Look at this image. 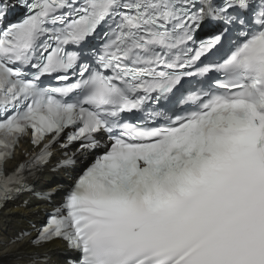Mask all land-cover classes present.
Returning a JSON list of instances; mask_svg holds the SVG:
<instances>
[{"label": "snow or ice", "instance_id": "obj_1", "mask_svg": "<svg viewBox=\"0 0 264 264\" xmlns=\"http://www.w3.org/2000/svg\"><path fill=\"white\" fill-rule=\"evenodd\" d=\"M57 151L22 264H264V0H0V206Z\"/></svg>", "mask_w": 264, "mask_h": 264}, {"label": "bare ground", "instance_id": "obj_2", "mask_svg": "<svg viewBox=\"0 0 264 264\" xmlns=\"http://www.w3.org/2000/svg\"><path fill=\"white\" fill-rule=\"evenodd\" d=\"M43 187L45 186L43 185ZM25 216L34 217L28 209L8 205L0 216V239L10 240V237L15 235V230L24 224L23 218ZM56 244L58 243L52 244L51 249H53ZM18 248L25 249L27 254L31 251L26 243L14 244L10 247L1 249L0 256L13 252Z\"/></svg>", "mask_w": 264, "mask_h": 264}]
</instances>
